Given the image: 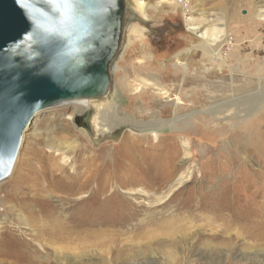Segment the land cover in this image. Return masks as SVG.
Instances as JSON below:
<instances>
[{"label": "rangeland", "instance_id": "374dc122", "mask_svg": "<svg viewBox=\"0 0 264 264\" xmlns=\"http://www.w3.org/2000/svg\"><path fill=\"white\" fill-rule=\"evenodd\" d=\"M143 1L144 12L127 10L124 42L112 70L110 93L122 97L114 108L119 126L98 140L90 131L89 121L84 122L88 107L83 101L42 110L36 117V125L27 126L14 168L0 186L6 185L11 190L9 183L18 182L12 192L19 195L15 202L17 206L21 204L20 214L25 206L38 208L39 184H49L52 170L61 158L56 149L62 150L71 144L75 146L72 159L76 168L67 167L61 174L67 178L57 182L56 188L69 182L73 169L80 174L88 167L92 170L100 167L88 194L100 200L97 189L108 177L109 191L117 197L112 195L110 215H113L106 217L118 222L122 213L115 207L129 198L139 211L133 220L121 225L87 226L107 232L102 238H75L50 245L52 255L71 254L77 261L90 264H170L160 249L165 244L169 248L171 239L166 233L170 232L177 242L176 249L182 253L191 242L194 248H202L208 242L228 240L236 254L250 250L264 253V240L253 237L255 229L264 227V108L243 117L254 102H239L264 88V20L261 19L264 13L260 12L264 2ZM192 16L201 26L199 29L225 28L221 37L223 40L227 36L229 42L223 41L220 58H211L202 49L206 48L208 40L189 29L188 19ZM189 49L191 52L187 53ZM181 52L184 54L178 58ZM143 79L151 85L137 89ZM195 83L199 88L193 89ZM234 96L236 107L228 105ZM178 97L181 100H177ZM153 114L165 120L158 127L157 137L151 131L135 129V124L152 119ZM33 119L34 122L35 117ZM254 132L256 137L253 136L251 144ZM233 152H237L236 158ZM105 164L102 172L101 166ZM182 178H185L183 183L179 182ZM4 193H0V220L7 216V223L15 229L12 245L23 247L19 241L26 242L31 233H37V227L31 218L26 225L18 226L17 214L10 217L4 213ZM44 196L50 206L62 211V219L74 215V197L59 191L51 195L44 193ZM125 205L131 212L132 206ZM95 207V212L102 210L100 204ZM231 212H236V218ZM148 243L153 245L152 251L158 259H154L152 253L144 255V248L150 246ZM2 245L0 259L5 252L13 251ZM246 259L233 255L224 264H261L256 258ZM11 261L0 260V264ZM204 262L199 258L198 263L186 264H207Z\"/></svg>", "mask_w": 264, "mask_h": 264}, {"label": "bare ground", "instance_id": "6f19581e", "mask_svg": "<svg viewBox=\"0 0 264 264\" xmlns=\"http://www.w3.org/2000/svg\"><path fill=\"white\" fill-rule=\"evenodd\" d=\"M169 1H172V0H169ZM263 2H264V0H263ZM127 3L129 5V7H132L133 10H134L135 6L137 7V11H139L141 13L144 12V10H145V1H143V0H127ZM261 7L262 8L260 9V12H262V15H263L264 7H263V5H261ZM261 19L264 20V15H263V17ZM188 20H189V22H188L189 29L192 30V31H195L197 33L199 32L200 33V35H199L200 37H203L204 39L208 40V44H207L206 48H202L205 51V53L209 57L211 56V58H214V57H215V59L220 58L221 57L222 47H223V44H224L223 41L225 39L228 41L227 36L223 40H222V37H221L223 29H225V28H221V29L219 28V29H215V30H212L210 28H205L204 30H202V29H199L201 26L198 25V23L196 22V18L195 17H193V16L189 17ZM220 37H221V39H220ZM217 40L220 41V42L216 43ZM202 49H200V50H202ZM188 51H190V49L187 50V53H188ZM182 54H184V53L181 52L178 55L177 54L176 55L179 58V56H181ZM191 60H193V59H191ZM179 68H181V67H179ZM149 74H147V75H149ZM145 79H143L142 82L137 86V89H141V88L146 87V86H148L150 84L147 80H146V82H144ZM191 80H192V78H191ZM152 84L155 85L154 82ZM196 88H199L198 84H196V86H194L193 89H196ZM206 90H204V91H206ZM217 95H219V94H217ZM114 96H115L114 92H112V93H109L108 96H106V97H104L102 99L84 100L82 102L86 107H88V108H86V111H90V113H91L90 118H89V127H90V131L93 132L95 139L99 140V139L107 136V134L112 133V131H115L114 127L116 128V126H119V124H120V120L118 119V116L114 113V108L118 104L119 100L122 99V97H119L117 95V97L115 96L116 100L114 101ZM177 100H181V97H178ZM252 100H253L254 103L251 105V108L248 107L246 109V112L243 115V117L244 116L248 117V116H250L252 111L254 112V111L258 110V109L264 108V88H262L261 92L260 91L254 92V93H252L251 96H249L247 98H244V100H242V101L239 100V102H248V101H252ZM79 102H81V101H79ZM179 102H182V101H179ZM228 102H229L228 105H235V107H236V96H234V98L232 97L231 99H229ZM225 106H226V103H225ZM181 108H182V106H181ZM41 112H42V110L38 111L35 114V116H34L35 117V121L34 122L33 121L30 122L31 124L33 123V126L36 125V117L39 116L41 114ZM209 112H211V111H209ZM222 113H224V112H222ZM32 120H34V119H32ZM164 123H165V120L163 118H158L156 114L155 115L153 114L152 119H150L148 121H145V122H142V123L141 122L137 123V124L134 125V127H135V129H138V130H141V131H151V133L154 136H156L157 135V131H158V127H160ZM172 126L174 128L176 125L173 124ZM255 134L256 133L254 132L252 134V136H251V140H252V142L250 141L251 144L254 143V137H256ZM22 139H23V137H22ZM184 146H185V149L188 148V144L187 143H185ZM71 147H73V148H71ZM74 147L75 146H73L71 144H68V145L64 146V149H62V150L59 147L56 149V151L60 152V154H61L60 157L61 158L59 160L58 165L56 166V169L52 170L53 173L51 174V177L49 179V184L48 183L47 184H39L40 186L38 187V205H36V207H38V208L34 209V206L28 205V206L23 207L24 210L21 212L22 214H20L19 211H21V210L18 207L21 204L19 206H17L18 203L15 202L16 199H19V195H15L12 192L13 189H15L17 187V185H18L17 183L18 182H16V180H13L14 183H12V182L9 183V186L11 187V190H9V188H6L5 187L6 185H1L0 186V193L5 192L4 196L2 195L3 196V201H4L3 202V205H4V210L3 211H4V213H6L10 217H11V215L15 216L17 214L18 219H19L18 220L19 223H17L18 226L19 225L21 226L22 224L26 225V221L27 220L29 221L30 218H31L32 221L35 223V226L37 227V233L36 232L35 233H31V235H30L31 238L27 239L26 242L23 239H22L23 241H19V243H23V247H19V246H16L15 244L12 245V243L15 240V237H14L15 229L12 228L11 225H9L7 223V220H6L7 216L5 218H1V220H0V245L3 244L2 247H6L8 249L13 250V251L5 252L2 255L4 258L1 257L2 259H0L1 261L5 260V259H11L12 261L9 264H90V262H87V261L86 262L85 261H77L76 257H71L70 256L71 254H69V255L66 254L67 256L61 255V254L60 255L59 254L52 255L51 254L52 251H50L49 247H50V245L51 246L56 245L58 242L59 243H61V242L64 243L67 240H72V239H75V238H80V239H83V240H88V239L91 240L92 238H95V237H96V239L97 238H102L104 233L107 232V230L97 231L96 229L87 228V226H94L95 224H97V225L98 224H109V223H115V224H120L121 225L123 223H126L127 221L133 220L138 215V211H139L138 208L134 206L135 204L133 202L129 201V199H130L129 198L122 205H119V206L115 207L116 210H120L121 213H122L121 214V219H119L118 222L111 221V220L108 219V217H106V216L110 215V213L112 211V197H113L112 195L115 194L114 192L112 193V192L109 191V188H108V177H105V179H103V181L101 182V186L102 187L100 189H97L99 196H101L100 200H95V195L88 194L92 182L97 179V170H100V167L97 168L96 170L95 169L92 170L90 167H88V168L86 167L87 170H85V171L83 170L80 174L77 173L78 171L73 169L74 171L70 172V175H69V178H70L69 182H65V183H62V184L60 183L61 184L60 187H58V188L55 187V184H57V182H60V180L64 181V179L67 178V177L64 178L66 175H61L62 172H65L67 170V167L76 168L75 163H73V159H72L73 158V153L75 151ZM236 153L235 152L232 153L233 155L235 154L234 158H236ZM251 153H253V152H251ZM17 157H18V155H17ZM221 163H222V161H221ZM138 166H140V165H138ZM227 167H229V166H227ZM105 168H106V164L101 166V171L103 172V170ZM80 170H81V168H80ZM115 171H117V170H115ZM146 174L148 175V173H146ZM170 178H171V175H170ZM184 179L185 178H182L179 182L183 183ZM172 180H174V178ZM168 185H171V184L169 183ZM127 187H129V186H127ZM164 188H166V187H164ZM138 190H140V188H138L137 191ZM57 191H59V192H61L63 194H66V195H68L70 197H74L73 200L75 202V213L72 216L70 215L71 217L68 215L66 217V219H62V217H61V215L63 214L62 211L61 210L58 211L57 208H55L53 205L50 206L48 204V199L45 198L44 193H47V195H51L52 193L57 192ZM141 192H143V191H141ZM114 196L117 197V195H114ZM95 204H100L101 205V209L102 210L100 212H99V209H98V212L94 211ZM125 204H129L130 206H132L131 207V209H132L131 212L127 211L128 207H126ZM112 215H113V213L110 215V217ZM231 215H232V217L236 218V212H231ZM228 218H231V217H228ZM8 219H10V218L8 217ZM249 226H251V225H249ZM164 227H165V225H164ZM164 227H161V228L164 229ZM256 227H253V228L255 229ZM259 228L262 229V230L255 229L254 233L252 232L253 233V237L255 239L264 240V227L260 226ZM150 231H151V229H150ZM150 231H149V233H151ZM165 232H166V230H165ZM145 233H146V230H145ZM153 233H155V231ZM170 233H166V234H168L167 236H169V239H171L169 248H167L168 246H166V244L164 246H160V249L163 251L162 253H164L163 258H168L170 260V264H184V263L186 264L188 262L189 263H191V262L193 263V261L198 263L199 258H203L205 260L204 263H207V264H224L225 260L228 259L229 257H232L233 255H235L236 257L241 256L242 258L245 257V258H247L246 260H248V261H249L250 258L251 259L252 258H256V259H258L261 262V264H264V253L263 252L262 253L261 252H255V251L250 252L251 251L250 250L247 253H237L236 254V250H234V247L233 248L231 247L232 244H231V241H229V240L228 241H222V242H215V243H212V242L209 243L208 242V243L204 244L202 246V248L201 247H199V248L195 247L194 248L191 245L193 242H191L190 246H188V250L186 249L185 252H183V253H182V251L178 252V250L176 249V246H175V244H177V242L172 239L174 237V235L170 234ZM155 234L158 235V233H155ZM153 237L155 238V236H153ZM7 238H9V239L7 240ZM195 240H197V239H195ZM195 240H193V241H195ZM6 241H9V242L5 243ZM152 241H154V240H152ZM101 242L104 243L106 241H101ZM156 242L157 241H155V243ZM150 244L151 243H148V245H150ZM152 246L150 245V246L145 247L143 253H145L144 255H146L148 253H152V255H154V259H158L156 254H154V251H152ZM194 246H195V244H194ZM234 246H236V245H234ZM66 248H68V247H66ZM103 248H104V244H103ZM247 250H249V249H247ZM86 253H87V251L84 252V254H86ZM157 253H159V252H157ZM157 255H159V254H157ZM253 255H257V256H253Z\"/></svg>", "mask_w": 264, "mask_h": 264}, {"label": "water", "instance_id": "95a60500", "mask_svg": "<svg viewBox=\"0 0 264 264\" xmlns=\"http://www.w3.org/2000/svg\"><path fill=\"white\" fill-rule=\"evenodd\" d=\"M71 5L70 16L60 22L57 11L48 10L61 32L49 33L33 44L39 56L26 61L11 50L10 42L19 40L32 25L16 0H0V160L14 154L7 179L14 167L23 134L35 114L43 109L76 101L102 99L110 93L114 62L123 46L126 27L127 0H61ZM111 7L110 14H105ZM103 28L101 46L82 55L85 66L76 67V55L67 49L68 41L87 32L80 43H88L97 29ZM99 35V33H98ZM64 61L62 72L50 67ZM86 111L85 124L90 118Z\"/></svg>", "mask_w": 264, "mask_h": 264}, {"label": "clouds", "instance_id": "9594fccd", "mask_svg": "<svg viewBox=\"0 0 264 264\" xmlns=\"http://www.w3.org/2000/svg\"><path fill=\"white\" fill-rule=\"evenodd\" d=\"M16 2L17 6L24 12L26 19L31 23L32 28L24 33L19 40L10 42V45L11 50L16 52V54L21 55L26 61H33L39 56V52L33 50V44H35L41 37L55 32H61V34L65 36L68 35V32L62 31L53 23L50 11L48 10V7H46L50 6L51 10L57 11L60 16V22L63 23V21L69 18L71 12V5L67 2L62 3L61 0H16ZM104 9L105 7L102 11L105 14H110L111 11L114 10L111 7H107V11L105 12ZM103 31V28L97 29L92 35L91 40L86 44L80 43V41L84 36L89 35L87 32H81L68 41L69 47L67 51L70 54L77 56L76 67H83L86 64L83 56L77 54L96 51L101 46ZM64 63V61H60L59 63L54 61L50 67L54 66L56 71L62 72Z\"/></svg>", "mask_w": 264, "mask_h": 264}, {"label": "snow or ice", "instance_id": "6c2138e0", "mask_svg": "<svg viewBox=\"0 0 264 264\" xmlns=\"http://www.w3.org/2000/svg\"><path fill=\"white\" fill-rule=\"evenodd\" d=\"M13 160L14 154L10 155L6 161L0 160V176L8 174V170L10 169Z\"/></svg>", "mask_w": 264, "mask_h": 264}, {"label": "flooded vegetation", "instance_id": "af4514ba", "mask_svg": "<svg viewBox=\"0 0 264 264\" xmlns=\"http://www.w3.org/2000/svg\"><path fill=\"white\" fill-rule=\"evenodd\" d=\"M130 9L132 10V11H137V8H134V10L132 9V7H130ZM127 21H128V18L126 17V23H127Z\"/></svg>", "mask_w": 264, "mask_h": 264}, {"label": "built area", "instance_id": "2783aa9c", "mask_svg": "<svg viewBox=\"0 0 264 264\" xmlns=\"http://www.w3.org/2000/svg\"><path fill=\"white\" fill-rule=\"evenodd\" d=\"M186 3V2H185Z\"/></svg>", "mask_w": 264, "mask_h": 264}]
</instances>
